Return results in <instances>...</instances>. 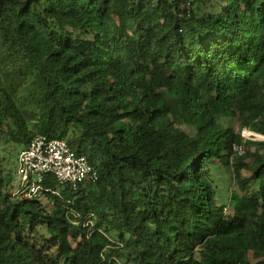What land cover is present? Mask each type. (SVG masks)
<instances>
[{"label":"trees","instance_id":"obj_1","mask_svg":"<svg viewBox=\"0 0 264 264\" xmlns=\"http://www.w3.org/2000/svg\"><path fill=\"white\" fill-rule=\"evenodd\" d=\"M236 116L264 135V0H0V264H264V140ZM37 132L98 179L6 191Z\"/></svg>","mask_w":264,"mask_h":264},{"label":"built area","instance_id":"obj_2","mask_svg":"<svg viewBox=\"0 0 264 264\" xmlns=\"http://www.w3.org/2000/svg\"><path fill=\"white\" fill-rule=\"evenodd\" d=\"M250 137L257 134L250 132ZM235 153L246 152L245 143H235ZM20 198L35 199L47 194L60 195L54 182L76 189L80 184L98 179L96 168L85 154L77 153L64 139L36 133L30 144L19 154Z\"/></svg>","mask_w":264,"mask_h":264},{"label":"rangeland","instance_id":"obj_3","mask_svg":"<svg viewBox=\"0 0 264 264\" xmlns=\"http://www.w3.org/2000/svg\"><path fill=\"white\" fill-rule=\"evenodd\" d=\"M36 87L39 90L43 89V86L41 85V83H39L38 85H32V82L29 80L28 82H26L25 87L21 90L22 92L24 90L29 91L31 87ZM39 86V87H38ZM32 87V88H33ZM37 105V104H35ZM37 107L39 109H41L40 106L37 105ZM35 109V108H28L25 110V114L27 116H37L39 111ZM221 123L225 124V125H229L232 128H234V130L238 133H241V135L244 137L245 140H264L263 136H254V137H250V133H247L248 129L243 128L241 125V121H240V117L236 116L233 118H229V119H220ZM39 133V132H37ZM249 134V135H248ZM25 148V146H16V145H12L9 147V152H11L12 154H16L15 159L11 162L10 167L7 169V171L5 172V177L10 181V183L7 185L6 187V191H9L11 193H16L21 189V185H22V180H21V175L19 174V154L20 152ZM18 156V157H17ZM6 157H9L6 155ZM223 169L219 168V170L217 171V176H216V180H217V186H218V191L219 193L224 196L227 197V193L229 192L230 188H232V184H229V179L227 178L226 174H222L221 171ZM245 174L247 172H244ZM70 242L71 245L73 247H77L78 245V240L74 239L73 237H70Z\"/></svg>","mask_w":264,"mask_h":264},{"label":"clouds","instance_id":"obj_4","mask_svg":"<svg viewBox=\"0 0 264 264\" xmlns=\"http://www.w3.org/2000/svg\"><path fill=\"white\" fill-rule=\"evenodd\" d=\"M247 132H253V133H255V134L259 135V136H263V137H264V135H262V134H258V133H256V132H254V131L250 130V129H248V131H247Z\"/></svg>","mask_w":264,"mask_h":264},{"label":"bare ground","instance_id":"obj_5","mask_svg":"<svg viewBox=\"0 0 264 264\" xmlns=\"http://www.w3.org/2000/svg\"><path fill=\"white\" fill-rule=\"evenodd\" d=\"M247 133H250V132H247ZM249 135V134H248Z\"/></svg>","mask_w":264,"mask_h":264}]
</instances>
